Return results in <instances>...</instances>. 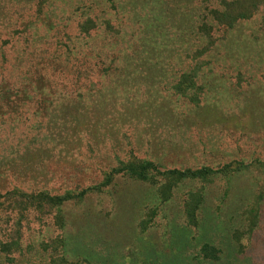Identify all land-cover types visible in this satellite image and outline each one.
I'll use <instances>...</instances> for the list:
<instances>
[{
	"label": "rangeland",
	"instance_id": "rangeland-1",
	"mask_svg": "<svg viewBox=\"0 0 264 264\" xmlns=\"http://www.w3.org/2000/svg\"><path fill=\"white\" fill-rule=\"evenodd\" d=\"M237 2L0 0V264H264V4ZM39 193L74 198L21 214Z\"/></svg>",
	"mask_w": 264,
	"mask_h": 264
},
{
	"label": "trees",
	"instance_id": "trees-1",
	"mask_svg": "<svg viewBox=\"0 0 264 264\" xmlns=\"http://www.w3.org/2000/svg\"><path fill=\"white\" fill-rule=\"evenodd\" d=\"M249 4L244 6L243 5V1L241 0V2H237V5H235V3L229 7L228 9V14L225 13H218L222 18L223 21H227V26L231 27L233 25V23H235L236 21L240 20V19H246L248 17H250L252 15V13L254 12L255 8H256V4L254 3L255 1L248 0ZM258 6L261 4H264V0H258ZM245 4V2H244ZM244 6V7H243ZM248 6V7H247ZM215 13L217 14V12L215 11ZM222 23V22H220ZM151 164H148V166ZM240 164H238L237 166H232L231 164H227L224 165L222 167V169L220 170L221 172L224 173V175H228V174H232V173H237L240 171V169L238 168ZM152 168V167H151ZM148 169V167H147ZM204 172H208V171H202V172H193L190 169H186L184 171H176V170H171L169 171L168 175H171L172 177H175V179H177L176 182L180 183L183 182L185 180H194L196 178L199 177H205L206 173ZM138 176L140 179H146L147 175L144 171H141L138 173ZM23 196L21 198H19L18 200H22L21 206L23 208H21V214H23L22 212H24V209L28 208L29 206H32L30 208H33V210H37L38 212H42L44 211V209H48V208H55L56 210H59V207L62 205V203L65 201H69L71 199H73L74 197H71L69 194H66L62 197H49L47 193H39L36 196H32V195H25L22 194ZM15 196H13L14 198ZM15 199V198H14ZM25 207V208H24ZM58 218V216H57ZM15 246V245H14ZM11 249V246H9V244H5L2 247V252H6L9 251ZM8 253V252H6Z\"/></svg>",
	"mask_w": 264,
	"mask_h": 264
}]
</instances>
